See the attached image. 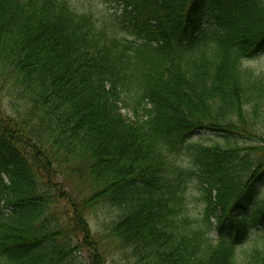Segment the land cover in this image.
I'll return each mask as SVG.
<instances>
[{"label":"trees","instance_id":"obj_1","mask_svg":"<svg viewBox=\"0 0 264 264\" xmlns=\"http://www.w3.org/2000/svg\"><path fill=\"white\" fill-rule=\"evenodd\" d=\"M77 2L0 0V264H264V0Z\"/></svg>","mask_w":264,"mask_h":264},{"label":"rangeland","instance_id":"obj_2","mask_svg":"<svg viewBox=\"0 0 264 264\" xmlns=\"http://www.w3.org/2000/svg\"><path fill=\"white\" fill-rule=\"evenodd\" d=\"M90 2V5L95 3V0H78V4H86ZM95 9L97 12V17H103L107 13V6H102L99 3H95ZM94 4V5H95ZM109 12L112 13V9H109ZM247 66L251 67L256 74L264 75V52H261L258 55H255L254 58L250 59V61L247 62ZM124 112V111H123ZM128 115V114H127ZM262 131H264V124L261 123ZM201 134H205L208 136V133L206 132H200ZM70 182V180H69ZM63 185L65 187H68L72 194L74 196H77L79 194H84L85 190L87 189L86 183L81 182L77 183L76 181L72 182V186L69 185L67 182L63 181ZM77 186V187H76ZM199 189L196 187L195 184L189 183L188 189L186 191V197H187V212L196 218L200 217V212L202 209V204H200L201 201H199ZM112 216V212L108 209H101L94 213H90L87 215L86 220H88L89 226L92 231L101 234V236L105 237L107 235V230H105L104 225H107L109 222V218ZM211 237H215L218 235V232L216 230L211 231L210 233ZM252 235V234H251ZM255 236V235H253ZM104 241V240H103ZM245 244V246H247ZM109 256L107 259V264H135L132 260H127L124 258L123 254L120 252L114 251L111 253V249L108 250ZM67 264H87V254L83 251L81 254H76L73 259H70V261Z\"/></svg>","mask_w":264,"mask_h":264}]
</instances>
